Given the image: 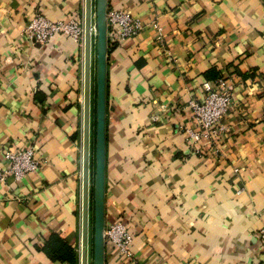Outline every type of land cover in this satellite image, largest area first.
Returning a JSON list of instances; mask_svg holds the SVG:
<instances>
[{"label":"crops","instance_id":"1","mask_svg":"<svg viewBox=\"0 0 264 264\" xmlns=\"http://www.w3.org/2000/svg\"><path fill=\"white\" fill-rule=\"evenodd\" d=\"M108 8L143 29L108 50L105 223L124 221L133 258L106 240L105 264H264V0ZM39 12L84 19L85 0H0V167L31 142L41 162L0 184V264H71L43 250L51 234L80 255L84 47L30 41ZM221 76L232 102L215 135L189 101Z\"/></svg>","mask_w":264,"mask_h":264},{"label":"built area","instance_id":"2","mask_svg":"<svg viewBox=\"0 0 264 264\" xmlns=\"http://www.w3.org/2000/svg\"><path fill=\"white\" fill-rule=\"evenodd\" d=\"M107 29L109 44H115L139 34L143 25L129 10L113 8L108 9ZM22 32L30 41L39 45H45L57 35L65 34L84 47V19L76 17L54 20L39 12L31 18ZM203 87L205 90L203 99L189 101L192 118L200 128L219 135L224 130L221 124L223 117L232 102L233 85L227 77L221 76L214 84L204 82ZM153 118L156 120L158 117L155 115ZM191 135L198 137V134L192 132ZM4 160L6 165L0 167V184L9 177L19 181L36 172L41 166L32 142L22 147L7 149L4 152ZM260 237L264 241V227L260 229ZM105 239L114 245L122 257L127 260L133 258V236L124 221L118 220L110 224L106 228Z\"/></svg>","mask_w":264,"mask_h":264},{"label":"water","instance_id":"3","mask_svg":"<svg viewBox=\"0 0 264 264\" xmlns=\"http://www.w3.org/2000/svg\"><path fill=\"white\" fill-rule=\"evenodd\" d=\"M109 0H85L84 13V103L82 156V226L80 264H90L91 202L93 198V263L105 264V184H106V106ZM95 8V10H94ZM95 19V25H94ZM96 27V32H93ZM94 34L96 60L94 62ZM96 83L94 176L92 182V106L93 79Z\"/></svg>","mask_w":264,"mask_h":264},{"label":"trees","instance_id":"4","mask_svg":"<svg viewBox=\"0 0 264 264\" xmlns=\"http://www.w3.org/2000/svg\"><path fill=\"white\" fill-rule=\"evenodd\" d=\"M43 250L52 259L69 261L71 264L79 263V251L58 234L50 235Z\"/></svg>","mask_w":264,"mask_h":264},{"label":"rangeland","instance_id":"5","mask_svg":"<svg viewBox=\"0 0 264 264\" xmlns=\"http://www.w3.org/2000/svg\"><path fill=\"white\" fill-rule=\"evenodd\" d=\"M95 5V0H94ZM95 10V8H94ZM94 25H95V19H94ZM93 32H96V27H93ZM95 45H96V34H94V62L96 60V51H95ZM93 106H92V148L94 147V133H95V105H96V83H95V77L93 79ZM94 148L92 150V182H93V176H94ZM93 234H94V212H93V198L91 202V224H90V264L93 263Z\"/></svg>","mask_w":264,"mask_h":264}]
</instances>
